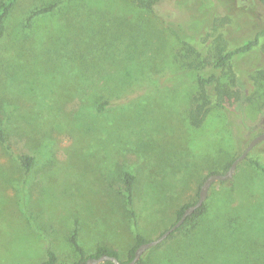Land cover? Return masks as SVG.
Returning a JSON list of instances; mask_svg holds the SVG:
<instances>
[{
    "label": "rangeland",
    "instance_id": "obj_1",
    "mask_svg": "<svg viewBox=\"0 0 264 264\" xmlns=\"http://www.w3.org/2000/svg\"><path fill=\"white\" fill-rule=\"evenodd\" d=\"M2 0H0L1 2ZM166 0L153 10L132 0H18L0 35V264L80 260L98 246L127 260L141 234L159 238L178 211L198 199L204 180L225 173L241 146L264 132V35L219 73L231 110L189 121L203 57L188 55L169 25L190 17ZM179 2L184 7L186 0ZM218 13L230 48L264 31V4L228 0ZM217 9L216 0H207ZM57 3L54 12L32 13ZM175 3V2H174ZM159 4V6H158ZM169 20V21H168ZM212 46L215 43L212 41ZM190 65V66H189ZM239 78L245 85L236 87ZM34 157L27 170L19 155ZM264 141L231 180L214 183L206 213L146 250L149 264H264ZM135 176V219L125 172ZM105 264V263H101Z\"/></svg>",
    "mask_w": 264,
    "mask_h": 264
},
{
    "label": "trees",
    "instance_id": "obj_2",
    "mask_svg": "<svg viewBox=\"0 0 264 264\" xmlns=\"http://www.w3.org/2000/svg\"><path fill=\"white\" fill-rule=\"evenodd\" d=\"M18 0H2L0 2V35H2L4 31V22L8 17L9 13L13 9L14 5ZM138 7L153 10L157 1L160 5L164 3L166 0H132ZM217 1V9L213 5H209L207 0H186L184 3V7H180L179 2L181 0H175L173 2H168L169 6L172 8L173 12H181L187 11L190 14L189 18L185 20L176 22V20H168L171 29L176 33L178 39L186 46V52L188 55H195L198 58L203 57L202 63L204 66H210L211 71L208 75H200L198 78V82L200 85V91L197 97H194V104L191 107L189 114V121L191 125L195 128H199L203 125L208 115L210 114L213 108H219L223 110H231V103L233 92L226 87L224 84L220 82L219 73L225 71L229 64L232 63L234 58L239 57L244 54H249L251 51L257 47L260 41V37L264 35V31H262L255 40L246 41L239 47L230 48L229 40L223 34H218L215 36V32L218 31L219 27L224 25V18L218 13L220 10L223 12L232 8V4L229 5L228 0H216ZM264 4L263 0H259ZM175 2V3H174ZM57 3L46 5L41 8L36 9L32 15L28 18V22H30L33 18L52 13L55 11L57 7ZM159 6V4H158ZM212 41L215 43V47L212 46ZM190 66V65H189ZM260 77L264 76V70H259ZM236 87L239 85H245L242 80L239 78L235 79ZM240 130L234 131V141H238V144L241 146L239 149L240 155L245 151L246 147L243 145V139L240 135ZM0 142L5 143L6 137L3 130L0 129ZM239 155V156H240ZM238 156V157H239ZM237 157V158H238ZM235 158L234 160H236ZM19 161L22 165L30 170L34 165L35 159L29 155H19ZM234 160L230 161L226 167V172L229 170L230 166L234 162ZM249 163L262 172L264 175V164L259 160H249ZM225 172V173H226ZM215 174V173H212ZM221 174V173H217ZM224 174V173H223ZM211 175V174H210ZM135 176L131 172H125L124 174V183L126 185V193H127V203L130 207L131 214L135 219L136 223V212L134 208L135 198H134V189H135ZM205 181V180H204ZM204 183V182H203ZM226 181H220V184H225ZM199 197V194H198ZM198 201L195 200L191 204H187L183 206L177 213V221L182 218L185 210L190 206L194 205ZM206 213V203L199 209L195 210V212L187 217L184 223L175 231L169 235V238H172L176 233L183 231L190 224H192L196 218L204 216ZM167 231V230H166ZM165 231V232H166ZM70 244L72 245L74 251L80 256V260L73 264H86V261L89 258H99L103 255L115 256L121 262L128 263L130 262L135 255L136 250L142 245L149 242L145 237L141 234L137 233L135 236V245L130 249L127 260H122L120 254L107 246H98L94 253L86 256V252L84 248L80 245L79 242V228L76 226L72 232V235L69 239ZM49 260L43 264H57V257L53 251H49ZM105 264H114L110 261ZM136 264H149L146 262L143 257Z\"/></svg>",
    "mask_w": 264,
    "mask_h": 264
},
{
    "label": "water",
    "instance_id": "obj_3",
    "mask_svg": "<svg viewBox=\"0 0 264 264\" xmlns=\"http://www.w3.org/2000/svg\"><path fill=\"white\" fill-rule=\"evenodd\" d=\"M264 1V0H263ZM264 141V132L259 134L258 136H256L255 138H253L250 143L248 144V146L246 147L245 151L236 159L234 160V162L232 163V165L230 166L229 170L224 173V174H211L209 175L204 183L201 186L200 192H199V197H198V201L190 206L189 208H187L182 216V218L175 223L171 228H169L166 232H164L159 238H157L156 240L153 241H149L145 244H142L135 252L134 258L128 262V263H123L121 262L117 257L115 256H108V255H103L99 258H89L86 261V264H101V263H106L108 261L114 263V264H136L137 262H139L142 258V255L144 254V252L158 244H160L161 242H163L165 239H167L169 237V235L172 232H175L183 223L184 221L187 219V217L191 216L195 210L199 209L200 207H202L204 205V203L206 202L208 195H209V190L211 188V186L216 183V182H220V181H229L232 179L233 174L237 168V165L243 161L245 158H247L249 152L258 144L262 143Z\"/></svg>",
    "mask_w": 264,
    "mask_h": 264
}]
</instances>
